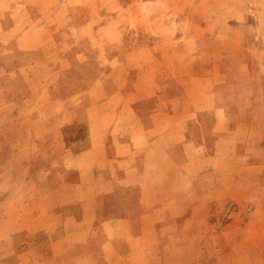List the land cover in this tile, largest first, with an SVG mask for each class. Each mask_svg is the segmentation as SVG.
I'll return each mask as SVG.
<instances>
[{
  "label": "rangeland",
  "instance_id": "rangeland-1",
  "mask_svg": "<svg viewBox=\"0 0 264 264\" xmlns=\"http://www.w3.org/2000/svg\"><path fill=\"white\" fill-rule=\"evenodd\" d=\"M170 113L194 151L175 190L193 187L111 264H264V0H0V161L19 165L36 134L52 153L34 168L60 147L68 173L77 133L104 145Z\"/></svg>",
  "mask_w": 264,
  "mask_h": 264
},
{
  "label": "crops",
  "instance_id": "crops-1",
  "mask_svg": "<svg viewBox=\"0 0 264 264\" xmlns=\"http://www.w3.org/2000/svg\"><path fill=\"white\" fill-rule=\"evenodd\" d=\"M148 120L139 117L124 133L106 136L104 145L77 133L71 146L74 166L68 173L63 168L66 149L60 147L53 161L45 159L41 169L34 168L32 156L40 150L44 158L52 153L36 134L19 165L0 161V179L7 178L1 184L28 186L21 200L0 194V245L5 257L21 258L16 250L25 232L30 242L27 260L11 264H111L118 256H128L137 238L147 241L161 230L156 219L166 203H178L193 187L186 176L188 189L179 194L175 190L183 163L180 153L191 165L194 151L188 136L181 139L184 119L178 113L155 114ZM52 167L50 173L41 171ZM115 197L120 203L116 206ZM180 212L170 210L172 215Z\"/></svg>",
  "mask_w": 264,
  "mask_h": 264
}]
</instances>
